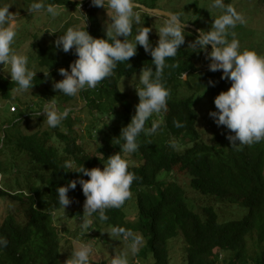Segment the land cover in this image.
<instances>
[{
  "label": "trees",
  "instance_id": "trees-1",
  "mask_svg": "<svg viewBox=\"0 0 264 264\" xmlns=\"http://www.w3.org/2000/svg\"><path fill=\"white\" fill-rule=\"evenodd\" d=\"M158 1L161 2L138 0L148 7H158ZM17 2L16 12H20L22 2L32 3L33 0ZM45 3L77 5L79 2L45 0ZM224 3L236 7L234 0H224ZM191 6L194 9L188 19L183 20L180 15L183 22L192 24L185 26V42L175 57L166 58L169 67L164 69L163 83L170 91L167 111L153 114L146 121L145 127L150 126L151 121H159L157 131L151 135L142 132L138 137V149L129 153L136 161L129 163V170L140 179L133 181L132 195L122 206L106 210V221H100L96 214L89 216L91 226L96 230L109 229V226L113 229L124 228L139 235L144 243L138 246L134 255L140 257L144 264H171L170 244L177 239L185 243L186 264H264V140L233 147L226 138L229 130L223 125L216 124L210 141H206L196 127L199 117L197 104L205 95L202 93L210 95L208 101L212 108L209 107L208 111L214 110V97L221 90H226L228 85L226 79L220 78L222 70L210 71L208 59V63H202L205 52L193 51L188 44L199 34L197 29L207 30L204 28L206 20L201 18L199 10L210 8L198 7V0L193 1ZM134 10H140L142 17L139 23H133L128 39L134 40L138 29L149 26L152 28L149 39L155 46L159 39L158 29H154L149 21V14L155 12L143 8ZM213 10L216 14L214 18L223 12L215 7ZM93 14L90 13L92 24L85 28L94 37H104L106 33L100 30L99 21ZM159 15L168 19L166 15ZM47 36L42 39L48 40L44 44L37 38L38 41L32 45L35 50L30 56L44 71L49 69V75L45 77L42 70L37 72L32 88L48 83L51 85L35 105L30 103L25 106L35 112L54 100L60 110L69 107L71 111L57 127L45 126L42 115L33 117L32 121L36 124L30 128L31 131L22 126L23 131H18L14 141L15 152H11L14 158H0V168L3 170L13 169L17 161L22 164L18 167L22 169L24 184L28 188V191L12 192L0 187V195L10 199V204L17 205L9 208L0 221V236L8 240L6 247H0V264H60L62 259L67 264V260L62 258L60 231L55 224V215L62 210L70 218H82L88 214L83 213L85 196L79 183L68 193L71 198L69 205L64 208L58 203L57 186L66 185L69 180L82 175L71 170L65 171L60 165L65 160H72L88 168H103L107 156L114 152H120L124 157L115 140L135 111L128 95L119 88V80L143 67H155L150 53L137 44L136 54L130 58V68L127 67V61L117 62L112 76L99 82L95 88L78 93L76 96L84 101L89 114L88 124L84 128L87 136H83L80 133L81 126L77 127L79 120L75 122L72 118V113L81 112V109L72 106L76 96H66L52 87L54 80L63 78L58 69L62 66L68 68L76 54L71 50L64 52L58 49L53 36ZM200 60L202 65L199 64ZM210 78L215 81L214 85L208 83ZM183 85L195 87L190 93H185L181 88ZM16 93L15 82L11 81L10 76L0 73L2 100L7 104L22 105L25 98ZM9 107L7 110L11 112ZM23 107L12 112V124L19 122L25 115ZM80 121H84V118ZM174 121L181 122L182 126L176 127ZM186 138L192 143L180 148ZM84 139L96 140L95 152L84 149ZM170 140L175 141V148L169 144ZM161 172L165 173L163 178H159ZM168 173L185 175L188 184L200 195L216 197L218 202L225 204V208L239 205L244 213L241 218H228L219 210V206L205 204L200 205L199 209L194 208L195 202L186 195V188L176 178H169ZM22 213L27 214L26 219L22 218ZM120 235L124 243L131 244L130 238L125 239L123 234ZM104 242L107 243L106 239ZM89 262L106 264V261L90 257Z\"/></svg>",
  "mask_w": 264,
  "mask_h": 264
},
{
  "label": "clouds",
  "instance_id": "clouds-1",
  "mask_svg": "<svg viewBox=\"0 0 264 264\" xmlns=\"http://www.w3.org/2000/svg\"><path fill=\"white\" fill-rule=\"evenodd\" d=\"M91 3L107 10L110 23L106 24V35L94 37L85 25L82 28L68 27L59 34L54 41L55 46L64 52L74 51L76 58L68 68L62 66L58 69L63 78L54 80L52 87L66 96H76L85 89L95 88L99 82L114 74L117 62L127 61V67L130 68V58L136 54L137 44L142 46L146 53H150L155 67H143L140 70L138 84H133L139 101L130 122L121 128L115 140L123 153H133L139 147L138 137L142 132L151 135L158 129L159 121H151L150 126L145 127L146 121L153 114L167 111L170 91L163 83L164 69L169 67L166 58L175 57L177 50L184 44L185 25L178 13H168V19L158 30V42L153 46L149 39L152 30L149 26L138 29L134 40L128 39L133 23L141 20L140 13L134 11L144 7L138 0H91ZM10 5L0 4V67L5 74H10L16 91L23 93L32 89L37 70L28 66L26 54L12 47L17 35V21L16 13L9 10ZM212 6L222 9V14L213 19L208 30L197 29L199 34L188 43L193 51L205 52L210 71L222 70L220 78L231 81L226 90H221L214 97L215 109L209 110V116L217 126L223 125L229 130L226 138L231 146L258 143L264 140V55L242 48L235 38L232 30L238 23H245V18L232 4H225L224 0H212ZM26 9L30 14L46 9L52 16L58 15L57 8L46 4L45 0H33ZM47 30L49 33L57 32L54 28ZM230 35L233 37L231 40L228 39ZM208 45H211L210 49ZM42 71L45 77L49 75V69ZM208 83L214 85L215 81L210 78ZM41 111L48 126L57 127L71 109L65 107L60 110L53 100L32 112L33 117L40 115ZM174 124L176 127L182 126L179 121H174ZM169 144L175 148V141L170 140ZM103 164V168H88L83 163L77 165L72 160H65L60 168L82 175L69 180L66 185L57 186L58 203L64 208L69 205L71 198L68 193L79 183L85 196L83 213L88 216L96 214L100 221H106V210L122 206L132 195L133 181L140 177L129 170V162L120 152L107 156ZM85 176L88 178L85 179ZM113 232L123 234L125 239L130 238V250L133 254L137 252L141 242L139 235L124 228L113 229ZM7 245L8 240L0 236V247ZM91 252L89 244H81L71 251L68 264H90ZM111 264H128V260L125 256H114Z\"/></svg>",
  "mask_w": 264,
  "mask_h": 264
},
{
  "label": "rangeland",
  "instance_id": "rangeland-1",
  "mask_svg": "<svg viewBox=\"0 0 264 264\" xmlns=\"http://www.w3.org/2000/svg\"><path fill=\"white\" fill-rule=\"evenodd\" d=\"M77 1L79 2L77 5L52 4V6L54 8H57L58 11V15L52 16L50 13H47L46 9L33 14L28 13L26 8L30 5L29 2H22L21 11L16 12L18 5L17 0H0V4L11 3L9 10L16 13L17 35L12 47L17 52L26 54L27 56L29 55L28 66L30 68L36 69L37 72L44 70L43 68L37 66L36 62L30 56L35 50V48L32 47L34 42H37L38 39L39 41L41 40L40 43L47 42L48 40H42L44 37H48L47 35L51 37L53 36V38L56 39V37L59 34H62L68 27H79L84 25L89 27L92 24L90 21V13L94 12L93 15L99 21L100 30L105 32L106 24L110 23V21L108 20L109 17L107 15V10L103 7H97L94 5H92V7L89 9L84 7L80 8V5L83 1ZM160 1L161 2L158 1V7L166 11H174L181 15V18L185 20L191 16L194 9V7L191 5L195 0H166L165 2H168L170 6L168 3H164L162 0ZM234 1L236 2L235 8L245 18V23H238L232 30L235 32V38L239 40L242 48L252 49L259 54L264 55V0ZM209 6L210 8L205 11L199 10L201 18L206 20L204 21V28H207V30L211 27L212 21L215 17L214 15H216L214 14L212 0H198V7L207 8ZM134 11L139 12L140 16L142 15L140 10ZM161 16L162 15H159L157 13L149 14V21L151 22L154 29L159 30V28L167 20L166 18H163ZM53 28L56 29L57 32L49 33L47 29L50 30ZM229 37V40L233 38L231 35ZM208 48L210 49L209 46ZM201 59L202 63H204V61L205 63H208L205 57V53ZM202 63L200 60L199 64L202 65ZM5 69H7V66H5ZM139 72L140 71L134 72L128 77H122L118 83L119 88L128 95V98L133 104L134 111L135 105L139 101V97L133 84H138ZM0 73L5 74L2 67H0ZM5 75L10 76V74ZM230 83L231 81L227 80L228 87L230 86ZM50 85V83L43 84L38 88H32L31 90L25 91L23 93H16V95L25 98L23 104L21 103L22 105H17L16 103L7 104L2 100L0 96V158H6V160L9 158H14L12 154L15 152L14 141L18 137V131L21 130V126L25 130L31 131L30 128H33L36 124V122L32 121L33 116H29V114H32V110L30 109V107H26L25 105L36 103V101H38V98L43 97L46 88ZM194 87V85H183L181 88L185 93H190ZM201 92H203L202 88ZM202 94L205 95H203L204 97H202L197 104L199 117L196 121V127L201 132L202 137L206 141H210L212 134L216 130V123L208 113V108H212L211 103L208 101V97H210V95L206 92ZM50 102L51 101H49L48 103ZM9 105V110L11 112L7 110V107ZM21 106H25L22 109L25 112V115L22 116V119L19 122L12 124V112H17L18 107L20 108ZM72 106L75 109H81V112L75 111L74 113H72V118H74L75 122H78L77 120H79V124L77 125V127L81 126L82 129L80 130V133L83 136H87L84 128L89 121L87 120V118L89 117L88 108L79 96H76L74 98ZM14 107H16L15 110H13ZM40 115L44 116L42 111ZM82 118H84V121H80V119ZM43 124L45 126H48L44 118ZM22 131L23 129L21 130V132ZM182 142L183 144L180 148H184L192 143V141L190 139L188 140L187 138L183 139ZM82 144L85 150L93 152L96 151L95 148L97 146V143L95 139H84L82 140ZM22 157L26 156L23 155ZM124 157L128 160L129 163H136V161L133 160V157H131V154L124 153ZM19 164L20 162L17 161V164L13 169L6 168L3 170L0 168V187L8 188L12 192L21 190L28 191V188H26L24 184L25 178L22 176V169L18 167ZM164 176V172H161L159 174V178H163ZM168 177L176 178V181H179L181 184H183L184 188H186V195L190 200L195 202L194 208L196 209H199L200 205L212 204L215 206H219V210L221 212H224L225 217L228 218H241L242 214L244 213V209L239 205H228L225 208V204L223 202H218L216 197L200 195L197 191H195L193 187L188 184L189 180L183 174L168 173ZM9 201L10 199L0 195V221L4 216H6L9 208L12 209L14 206H17L13 205L12 203L10 204ZM14 202L20 204L19 201ZM21 216L23 219H26L27 214L22 213ZM21 216L19 217L20 219H22ZM55 216V224L60 231L63 254L62 258L67 260V264L71 259V251L74 248H79L81 244H89L91 246L92 252L90 253V258L100 261H106V264H111V260L114 256L121 255L127 258L128 264H144L140 257H135V255L131 252L130 245L124 243L125 241L122 236L118 233L113 232V228L111 226H109V229L105 227L101 230H96L91 226L89 216L82 218H70L63 212V210L57 212ZM97 235H99V237ZM105 239L107 243L104 242ZM143 241L144 240H141L139 246L144 243ZM184 246L185 243L181 239H177L170 244L171 264H186V261L184 260ZM65 262L66 261H64L63 259L62 261H59L60 264H65Z\"/></svg>",
  "mask_w": 264,
  "mask_h": 264
},
{
  "label": "water",
  "instance_id": "water-1",
  "mask_svg": "<svg viewBox=\"0 0 264 264\" xmlns=\"http://www.w3.org/2000/svg\"><path fill=\"white\" fill-rule=\"evenodd\" d=\"M73 1H77V0H73ZM141 5H143L144 7H142V8L147 10V11H153L155 13L163 14V15H166V16H168V13H170L169 11L163 10L161 8H158V7H148V6L144 5V4H141ZM183 23H184L185 26H192V24H190V23H185V22H183Z\"/></svg>",
  "mask_w": 264,
  "mask_h": 264
},
{
  "label": "built area",
  "instance_id": "built-area-1",
  "mask_svg": "<svg viewBox=\"0 0 264 264\" xmlns=\"http://www.w3.org/2000/svg\"><path fill=\"white\" fill-rule=\"evenodd\" d=\"M81 7H84V8H87V9L91 8L92 7L91 0H85V1H83L82 4L80 5V8Z\"/></svg>",
  "mask_w": 264,
  "mask_h": 264
}]
</instances>
